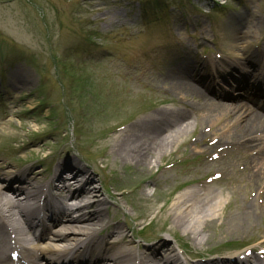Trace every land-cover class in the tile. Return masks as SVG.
I'll return each instance as SVG.
<instances>
[{
  "label": "rangeland",
  "instance_id": "1",
  "mask_svg": "<svg viewBox=\"0 0 264 264\" xmlns=\"http://www.w3.org/2000/svg\"><path fill=\"white\" fill-rule=\"evenodd\" d=\"M30 1L0 0V172L36 162L34 165L44 176L46 165L56 158L60 160L57 155H73L69 151L71 135L68 136L72 131L64 132L73 123L79 124L76 132L82 134L81 143L84 145L85 141L89 159L98 169L96 160L110 140L106 137L110 127L127 123L145 108L156 107L153 113L162 107L176 109V121L187 118L192 125L182 129L179 140L163 156L150 157L146 167L148 175L137 171L148 163L137 166L135 161L125 159L124 153L112 154L106 159L111 169H100L110 194L118 182L122 184L118 188L127 189L124 199L120 195L108 197L112 207L108 223H119L121 229L133 227L134 220L145 223L142 232L135 230L136 239L128 238L132 244L127 240L123 243L133 250L142 246L139 241L145 239H167L172 246L178 240L190 258H195L185 259L187 264L203 263L196 257L213 252L227 256L231 252L223 251L229 243H236L235 247L241 249L247 244H264V171L257 181L262 170L260 165L254 163L249 151L236 146L225 151L226 157L212 168L196 167L200 162L197 154L204 149L199 137L201 132L217 140L216 131L220 133L229 128L228 124L225 121L221 126V123L210 125L207 119L189 112L187 104L179 105L177 94L170 93L158 82L153 83L160 71H167L178 61L181 63L178 59L184 52L194 56L192 50L198 44L214 49L216 37L221 39L223 57L214 63L217 67L210 66L211 72L217 74L218 68L227 69L234 78L219 77L222 88L219 84L209 86V80L205 86L211 89L210 93L214 92L215 98L220 99L228 92L233 96L242 95L251 103L248 92L236 88L234 79L240 76V70L228 67L225 61L232 60L240 51L237 46H247L251 40V36L244 34L247 27L257 30L263 27L264 0ZM40 4L44 11L42 18L35 11ZM242 15L246 19L242 20ZM259 22L261 26L257 25ZM193 37L197 39L192 40ZM206 67L202 65L199 71L204 72ZM193 100L190 98V103L198 106ZM176 121H170L172 125L169 122L170 131L178 126ZM85 127H91L92 132L89 134L88 128L85 132ZM227 132L221 133L227 138L231 134ZM90 144L92 149L88 148ZM167 163H176V166L158 173ZM213 169L222 174V179L210 188L204 200L212 197L219 200L215 215L195 224L191 230L182 221L167 219L166 209L171 208L179 195L191 192L189 188L180 190L182 185L196 181ZM98 176L96 173V179ZM143 180L148 195H142L141 190L134 194L128 189ZM246 201L252 207V220L239 230L227 228L240 215L237 212L245 211ZM153 203L157 211L168 204L159 213L164 220L155 219L150 226L142 214ZM110 231L104 229L102 234L107 236Z\"/></svg>",
  "mask_w": 264,
  "mask_h": 264
},
{
  "label": "bare ground",
  "instance_id": "2",
  "mask_svg": "<svg viewBox=\"0 0 264 264\" xmlns=\"http://www.w3.org/2000/svg\"><path fill=\"white\" fill-rule=\"evenodd\" d=\"M181 60V63L179 62L175 67L169 69L168 72H163L159 76L158 81H160V84L162 86L165 85L168 91L177 94L180 99L186 100L188 96L194 98V101L197 99L199 105L194 107V109L201 108L203 114H201L200 117L207 119V122L214 124V121L220 120L222 115V117L228 118L234 125V131L232 136L226 138L227 140L225 141L222 140V142L242 143L248 147L251 146L249 145L251 143H257V148L253 147L251 149L256 150V156L252 157L253 161L259 163L260 159H264V111L249 106L248 104L241 103V100H238L237 103L232 106L214 103L200 87L193 84L191 76L193 64L191 59L189 57H183ZM173 112V109L166 111L161 110L155 117L145 120L142 123H137L135 127H140L139 129H134V127L129 133L122 132L117 135L111 144L113 155H118V153L122 155V153H124V158L129 161H135L138 163L137 166L142 165V163H148L144 167H139L137 169L139 174L145 173V176L148 175L149 173H146V167L150 164V157L156 154L162 156L173 143L179 140V134L182 132V129H189L191 125L190 123H186L184 126L181 125L178 130L172 131L169 135L156 132H164L165 128L161 129L163 123L169 121ZM205 137L206 136H204V140ZM209 165V167L214 166L212 162H209ZM259 169L262 170L257 175V181L264 171L263 163H260ZM38 170L39 169L35 170V168L29 167L24 171L10 168L6 173L0 172V217L3 218L1 225H6L5 227L7 228H9V226L13 227L20 243L29 248V251H24V248L20 245L19 248L22 250L20 251L22 256L14 262L10 254L12 251V238L8 232L3 230L0 237V264H40L41 262L38 261V255L43 247L46 248L47 251L57 254L51 259L45 258V264H61L68 262L71 259H76L79 256L81 257L82 252L90 248H96L99 253L93 256V260H91V262L94 261V264H147L149 262L150 264H174L173 261L170 260L171 257L168 255L169 253L160 255L159 247L153 246L149 248L152 253L146 255V252H137L132 248L130 249L122 245L121 241L125 238V233L116 231L119 230L118 228L112 231L113 242L111 243L113 245L111 249L103 252V250L100 249V240L90 235L95 229L103 228L107 220V213L101 209L102 207L94 210L90 208L104 205L106 199L102 194H99L97 189H94V187L90 188V186H88L89 188L87 186H82L78 191H71L68 189L69 186H66L67 200L69 201L68 197H73V200H75V202L73 201V203L69 204L71 206L74 205V211L75 209L77 211L80 210V213L78 216L72 217L69 212L66 211L65 213L68 214L66 221L62 219L57 221L50 231L43 233L45 238L36 240L30 228L25 226L27 212L24 208L29 205L28 202L32 196H35V193L41 192V186L37 184V177L39 175ZM211 171L213 172L214 170ZM33 172H36L35 175L30 176L29 174ZM252 174L254 177L255 173L252 172ZM14 179L18 181L22 180L27 184L22 188L14 187V185H12V180ZM158 188L162 189V186L158 185ZM12 194H15L16 197ZM142 195L145 196L148 194L143 190ZM188 195L185 193L178 196L169 210L166 209L167 203L159 208L158 211L154 203L150 208L149 204V210L145 213L154 219L164 220L163 217H159V213L166 209L167 219L172 217L173 221H182L181 224L188 227L190 230L193 229L195 224H199L202 220L212 218L215 215L216 207L219 206V200H217V198L212 197L207 200L203 198L202 200L199 199V201H194V199H190ZM49 196V205L51 206L54 203V197H52L53 195L51 192ZM87 197L89 199L85 201ZM202 202L204 204H202ZM84 210L89 211L84 212ZM237 213L240 215L235 216L231 221L232 224L229 223L227 228L239 230L252 220L253 214L250 207L244 212ZM76 235H80V237H76ZM82 236L87 239L82 241ZM194 237L196 241H200V238ZM54 240L56 242L52 243ZM71 242L74 244L68 249L63 248L64 246H68ZM78 242L81 244L77 246ZM162 244L164 247L167 245L166 243ZM117 245H120L119 249ZM169 251L170 249L167 250V252ZM205 264L240 263H238L237 259L233 261H222L218 259Z\"/></svg>",
  "mask_w": 264,
  "mask_h": 264
}]
</instances>
